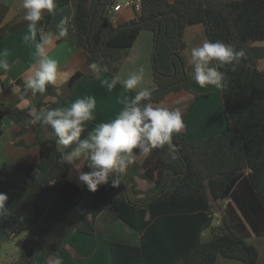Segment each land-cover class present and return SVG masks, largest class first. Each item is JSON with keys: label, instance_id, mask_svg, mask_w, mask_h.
<instances>
[{"label": "trees", "instance_id": "trees-1", "mask_svg": "<svg viewBox=\"0 0 264 264\" xmlns=\"http://www.w3.org/2000/svg\"><path fill=\"white\" fill-rule=\"evenodd\" d=\"M69 1L50 0L46 11L24 16L35 17L33 25L45 28L52 13ZM115 2L77 0V46L97 69L72 74L65 96L46 89L57 98L51 103L54 114L79 82L105 73L114 76L122 52L142 30L153 33L154 87L130 91L121 135L129 155L142 143L148 147L130 178L135 194L145 197H129L106 149L87 153L82 183L71 181L70 165L58 144L78 134L61 132L52 121V131L37 140L38 161L19 163L12 171L0 167V234L14 238L43 223L11 264H35L40 253L49 254L53 262L71 234H95L96 219L104 210L140 233L139 246L110 243L113 264H215L219 256L258 264V249L246 240L264 237V71L249 46L264 41V0H142L135 18L114 25L109 9ZM193 24H203L209 39L226 127L219 134L189 140L182 132L164 134L150 107L170 93L191 91L182 52L184 30ZM15 85L24 97L46 90L32 89L22 79ZM202 96L194 94V100ZM45 104L36 100L19 108L0 103V121L7 117L16 123L13 137H18L31 131L34 114ZM16 143L25 145L22 139ZM137 178L147 182L146 190L137 189ZM218 202L224 206L215 223ZM206 229L210 239L201 241Z\"/></svg>", "mask_w": 264, "mask_h": 264}, {"label": "crops", "instance_id": "crops-1", "mask_svg": "<svg viewBox=\"0 0 264 264\" xmlns=\"http://www.w3.org/2000/svg\"><path fill=\"white\" fill-rule=\"evenodd\" d=\"M77 0L56 9L45 28L33 25L35 17L24 13L44 12L50 0H0V103L25 108L36 100L46 102L37 113L33 111L30 132L13 137L18 125L9 118L0 121V167L12 171L19 163H33L39 159L37 140L50 133L52 121L63 133L78 134L71 142L62 141L58 149L69 163L68 178L82 183V165L86 154L99 149L107 150V160L122 179L129 197L141 201L145 194H135L130 178L148 151L142 143L139 151L129 155L121 146L123 111L129 103L130 91H147L154 87L151 51L153 33L142 30L132 47L122 52L114 76L102 74L95 80L82 81L66 102L60 103L52 114V96L47 87L58 95L69 92V78L76 71L94 73L95 61L89 59L77 46L74 15ZM128 10V11H127ZM129 12V13H127ZM137 14L124 8L113 15V24L135 18ZM4 31V35L1 33ZM186 62L190 92L170 93L162 102L150 107L164 134L182 132L189 140H196L223 132L226 127L224 105L215 60L210 54V43L203 24H193L184 30ZM258 68L264 71V41L249 46ZM17 79L32 89H46L24 97L15 85ZM194 94L203 95L194 100ZM22 139L25 145L17 144ZM136 187L146 190L145 180L137 178ZM39 222L31 229L8 238L0 234V250L17 239L14 253L9 252L6 264L17 259L18 252L28 247L38 234ZM210 230L200 233V240L210 239ZM254 237V236H253ZM252 237L246 242L250 243ZM261 240L264 241V237ZM111 242L140 245V233L117 218L111 210H104L96 219L94 235L75 232L67 239L52 262L49 254L40 253L35 264H113ZM258 249V264H264V243ZM177 264H183L179 262ZM215 264H243L241 261L219 256Z\"/></svg>", "mask_w": 264, "mask_h": 264}, {"label": "rangeland", "instance_id": "rangeland-1", "mask_svg": "<svg viewBox=\"0 0 264 264\" xmlns=\"http://www.w3.org/2000/svg\"><path fill=\"white\" fill-rule=\"evenodd\" d=\"M127 13H129V12H127ZM223 206H224V202H218V203H216L214 205V207H215L214 218L216 219V220H214L215 223H217V219L220 216V213H221L220 211L223 209ZM39 222H41V221H39ZM39 222H37V223H39ZM261 239L262 238L254 236V237L251 238L250 243H253L254 245L258 246L260 249H262L261 246L264 243V241H262ZM17 243H18V240L17 239H13L12 241H10V243L8 245H5L7 247H4V249L0 250V264H6L7 263L8 258H9L8 254H9V252H13L14 253L15 249L17 248Z\"/></svg>", "mask_w": 264, "mask_h": 264}, {"label": "built area", "instance_id": "built-area-1", "mask_svg": "<svg viewBox=\"0 0 264 264\" xmlns=\"http://www.w3.org/2000/svg\"><path fill=\"white\" fill-rule=\"evenodd\" d=\"M142 7V0H116V2L110 7L109 15L113 22V15L124 8L132 9L138 14Z\"/></svg>", "mask_w": 264, "mask_h": 264}]
</instances>
